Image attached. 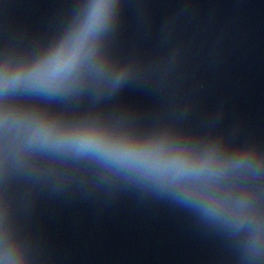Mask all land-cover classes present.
Returning <instances> with one entry per match:
<instances>
[{
  "label": "clouds",
  "instance_id": "1",
  "mask_svg": "<svg viewBox=\"0 0 264 264\" xmlns=\"http://www.w3.org/2000/svg\"><path fill=\"white\" fill-rule=\"evenodd\" d=\"M114 14L113 0H92L62 39L34 61L0 66V98L17 90L55 94L76 86L91 66L99 38ZM49 149L89 155L114 167L139 172L164 186H178L198 199L203 212L214 219L242 223L246 209L233 208L219 181L233 166L243 163L226 157L217 147L196 151L165 138H135L116 134L92 122L63 123L46 115L0 105V150L3 164L25 149ZM264 226L253 229L250 247L258 251Z\"/></svg>",
  "mask_w": 264,
  "mask_h": 264
}]
</instances>
